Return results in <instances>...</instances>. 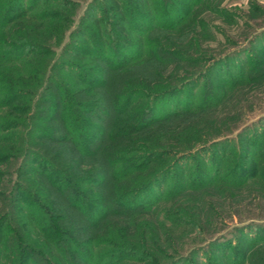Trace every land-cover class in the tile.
<instances>
[{"label": "trees", "instance_id": "obj_1", "mask_svg": "<svg viewBox=\"0 0 264 264\" xmlns=\"http://www.w3.org/2000/svg\"><path fill=\"white\" fill-rule=\"evenodd\" d=\"M25 1L0 0V264H152L159 253H150L146 230H135L130 220L166 203V189L154 187L169 172L168 165L210 148L222 153L236 135L245 134L243 128L236 130L232 119L228 131L218 134L217 126L206 144L178 145L173 152L143 146L145 134L197 110L185 104L163 111L159 102L200 79L207 67L183 77L172 71L169 77L174 80L157 90L136 87L132 74L125 72L148 60L149 53L155 58V77L162 76L166 66L175 69L186 61L226 63L264 35V26L240 46L210 59L200 55L203 49L190 55L162 45L151 50L144 40L155 31L185 26L192 5L203 0H106L104 13L82 15L72 28L54 10L70 0H34L32 12ZM92 1L99 6L100 0ZM87 16L92 25L83 21ZM24 23L26 28L20 30ZM28 23L45 24L48 30L38 34ZM78 38L81 44L71 48ZM262 42L255 48L260 55L252 56V71L254 65L255 71H264V38ZM243 82V77L233 80L227 91ZM113 86L115 93L104 114L103 95L96 91ZM219 99L222 96L215 104ZM105 121L110 125L107 134L100 128ZM263 136L264 131L254 133L250 143L246 136L241 139L252 151L242 146L229 174L222 173L223 155H212L214 169L195 189L229 182L237 190L257 186L264 179ZM209 228H202L201 237ZM227 228L161 264L192 262V256L202 252L207 257H198L193 264H250L256 248L264 244V236L255 233L264 234V219H247ZM101 229L105 237L98 235ZM178 229L192 231L184 225Z\"/></svg>", "mask_w": 264, "mask_h": 264}, {"label": "rangeland", "instance_id": "obj_2", "mask_svg": "<svg viewBox=\"0 0 264 264\" xmlns=\"http://www.w3.org/2000/svg\"><path fill=\"white\" fill-rule=\"evenodd\" d=\"M105 2L106 0H100L98 2L99 6L96 7L94 6L96 5L95 1L92 0H70L67 4H63L64 7L54 8V10H58L61 14L59 20L64 21L66 27L71 22L72 28L81 19L82 15H89L94 11L98 14L104 13L101 8L106 7L104 6ZM33 3L34 0H26L24 6L32 12L36 8H29ZM199 3L192 5L190 19L185 26L169 32L155 31L149 38L144 39L151 45V50L162 45L169 49L183 50L184 53L187 52L190 55V51L203 49L200 55L204 54L209 56L206 58L213 59L212 57H217L223 52L237 47L235 46L237 43L240 46L252 31L264 26V0H203ZM182 9H186V7L182 6ZM83 21L89 25L93 23L90 16L84 18ZM28 24L30 26V23ZM23 27L26 28V23L22 24L20 30ZM47 28V25L40 23L30 26V29L38 34L45 33L48 30ZM209 31L213 33V37H208L212 36L208 33ZM139 37H143V35ZM263 38L264 35L260 36L253 44L244 48L241 47V53L235 55L229 62L227 60L226 63L218 65H210L209 62L204 60L199 62L186 61L178 64L175 69L166 66L165 73L162 76L155 77L157 70L154 62L155 58L152 53H149V55L147 54L148 60L143 59L140 64L125 72L128 76L132 74L133 85L136 84V87L143 88L146 85L147 90H157L161 88V85L174 80L169 77V73L172 71L178 77H183L191 74L196 69L207 67L204 71L205 74L200 79L186 85L178 93L166 95L159 102L163 105V111L181 109L185 104L196 107L197 110L193 111L194 113L191 115L175 119L151 130V132L144 135L145 144L143 146L147 148L163 146L168 151L173 152L172 149H176L175 146L178 145L188 143L193 145L202 141L206 144L207 139L213 133L221 134V131H228L227 126L232 119L236 121V130L239 127L244 129H241L244 131L242 135L245 134L249 143L252 141L254 133L260 134L264 131V71H255V65L252 68L253 71L251 70L252 56L260 55V53L256 54L255 48L257 45H262ZM137 39L143 40V38ZM74 41L76 46L72 45L71 48L77 49L82 41L80 38ZM258 75L263 80L256 82L253 78ZM242 77L244 78L242 83L244 86L240 87L239 85V88L235 89L236 91H227L233 80ZM113 89L114 86L108 90L105 88L96 91L98 96L103 95L104 106L100 111L105 112L104 114L107 113V105L110 106L109 98L115 93ZM219 95L222 96V100L219 99L218 103L215 104ZM217 126L221 129L219 132L215 131L218 128ZM100 128L105 131V134L110 132V125L107 121L100 124ZM178 130L180 132L177 135ZM236 130L234 128V132ZM245 136L236 135L234 139L223 146L224 151L222 153L221 150L214 152L210 148L203 150L198 155L183 157L176 162H172L170 166L168 165L169 172L162 176L154 187L156 190L157 187L166 189L168 193L166 203L154 212L145 214L144 217H134L130 220V226L135 230L139 232L146 230L145 235L148 237L146 245L151 247V252H149L159 253V256L156 257L157 260L152 264L167 262L174 256L186 251L190 246L201 243L204 236L205 239L213 237L217 232H225L228 229L227 227L238 224L240 221L257 217L264 219V179H260L254 188L245 190L235 189V187H232L231 182L223 186L212 188H204L203 186L195 189L202 185L201 182L206 181V176L214 169L210 157L216 155L215 153L223 155L222 173H230V168L234 165V162H238L241 147L248 146L241 143L243 142L241 139ZM247 149L252 151L251 148L247 147ZM161 162V160L156 162V166L161 165ZM262 162L264 165V158ZM244 165H246V162ZM199 170L205 175L204 179L198 173ZM153 192L152 189L150 193ZM214 197H219L218 201H215ZM147 198L146 201H150V195ZM182 225L191 228L192 231L181 232L182 229L178 228H181ZM109 226L112 227L111 223ZM207 226L210 227L208 232L201 237L202 228ZM97 233L101 237L106 235L103 229L97 231ZM255 233L264 236L262 231H255ZM133 234L135 235V233ZM173 240L178 244L180 241V243L186 241V244L178 246L172 244L171 241ZM207 255L208 253L205 254L204 252L197 253L192 256V262L198 257L205 258ZM263 256L264 244H260L252 254L253 259L250 264L253 261V264H260ZM192 262L185 261L181 264H193Z\"/></svg>", "mask_w": 264, "mask_h": 264}]
</instances>
